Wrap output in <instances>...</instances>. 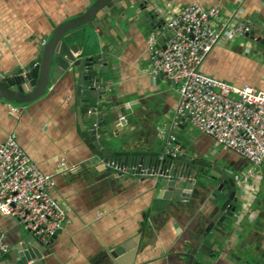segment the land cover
Returning a JSON list of instances; mask_svg holds the SVG:
<instances>
[{"label":"crops","instance_id":"1","mask_svg":"<svg viewBox=\"0 0 264 264\" xmlns=\"http://www.w3.org/2000/svg\"><path fill=\"white\" fill-rule=\"evenodd\" d=\"M140 1L128 0L113 7L94 28L85 27L76 41L78 56L105 55L101 64L107 72L99 77L109 85L105 100L98 105L107 106L102 118L112 119L106 132L119 147L125 145L122 150L159 152L165 146L158 134L162 130L174 137L179 153L211 163L233 178L247 169L246 160L185 123L172 126L177 90L161 76H150L148 39L154 33L138 6ZM89 2L0 0V74L6 76L37 62L39 49L52 30L82 14ZM190 2L216 6L223 18L249 21L254 32L253 39L248 35L220 41L200 71L236 87L264 92V43L257 41L264 38L260 36L264 33V0H150L148 9L154 8L167 21ZM161 35L166 44L169 33ZM8 104L0 100V143L8 134L16 135L19 146L38 168L52 176L50 195L69 219L48 241L42 264H104L106 254L122 244L129 245L122 254L124 264H187L188 253L226 199L222 192L194 183L186 199L171 202L162 196L159 178L137 172L119 174L114 169L107 172L101 160L93 166L92 154L79 133L70 74L49 85L36 101L11 104L17 108L15 114L9 112ZM260 176L253 218L238 217L242 206L236 196L231 203L235 209L232 220L225 215L230 224L225 241H213L209 233L202 242L209 252L198 251L197 262L264 264V162ZM0 226L9 248L0 264H21L12 250L29 234L10 217L0 216ZM42 250L36 247V251Z\"/></svg>","mask_w":264,"mask_h":264},{"label":"built area","instance_id":"2","mask_svg":"<svg viewBox=\"0 0 264 264\" xmlns=\"http://www.w3.org/2000/svg\"><path fill=\"white\" fill-rule=\"evenodd\" d=\"M163 29L169 33L164 48L158 45L156 35L151 34L148 39L149 73L152 78L161 76L176 87L178 99L172 126L185 123L247 161V169L233 174V180L242 206L238 217L253 218L252 204L259 192L264 162V92L248 86L236 87L200 71L201 64L220 41L247 36L252 24L233 16L223 18L216 6L190 2L180 6L176 15L165 21ZM8 109L12 114L17 112L11 104ZM158 134L165 139L164 155L177 156L179 147L174 137L159 129ZM115 170L119 174L137 172L152 178L169 176L167 170L163 174L153 168ZM53 186L52 176L38 168L19 146L14 133L8 134L0 143V216L13 218L36 241L47 243L69 223L63 207L50 195ZM8 250L0 226V258Z\"/></svg>","mask_w":264,"mask_h":264},{"label":"water","instance_id":"3","mask_svg":"<svg viewBox=\"0 0 264 264\" xmlns=\"http://www.w3.org/2000/svg\"><path fill=\"white\" fill-rule=\"evenodd\" d=\"M127 1L90 0L82 14L58 24L52 30L48 40L40 47L37 62L19 68L6 76L0 74V100L16 105L32 103L45 94L49 85L56 83L64 75L70 74L74 84V105L79 133L92 154L90 162L93 166L101 160V165L107 172L126 166L153 168L163 174L167 170L169 176L159 177L157 184L162 196L171 202L186 199L194 183L208 184L214 191L222 192L226 199L220 203L219 210L208 223L207 231L194 243L187 255V264H201L195 260V257L198 251L208 254V247L202 244L206 236L210 233L213 241L218 238L224 242L225 233L230 229L226 216L232 220L235 214L231 203L235 201L237 193L233 178L213 164L194 160L185 153L172 157L164 155V148L159 152L122 150L125 145L119 147L115 139L110 138L106 132L112 120L102 118V112L107 110V106L98 105L99 101L105 100L106 87L109 85L104 83L103 77H99L100 73L104 76L107 72L106 65L101 64L105 55L100 53L78 56L79 45L76 43L78 34H83L85 27L94 28L103 14ZM138 3L151 32L159 36L158 45L164 48L161 34L164 32L165 21L154 8L148 9L150 0H141ZM248 35L253 39V30ZM260 36L264 37V33ZM263 39L258 38L257 41L264 43ZM160 157L162 160H159ZM214 198H216L215 194ZM49 242L43 244L31 235H27L20 238L12 254L20 257L21 264H42V252L47 250ZM36 245L43 250L36 251ZM128 246L122 244L112 249L106 254L104 264H124L122 254ZM204 260L206 259L203 258Z\"/></svg>","mask_w":264,"mask_h":264},{"label":"bare ground","instance_id":"4","mask_svg":"<svg viewBox=\"0 0 264 264\" xmlns=\"http://www.w3.org/2000/svg\"><path fill=\"white\" fill-rule=\"evenodd\" d=\"M44 244V243H43Z\"/></svg>","mask_w":264,"mask_h":264}]
</instances>
